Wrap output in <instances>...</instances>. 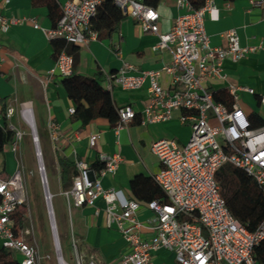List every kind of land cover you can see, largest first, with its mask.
<instances>
[{
    "label": "built area",
    "instance_id": "built-area-1",
    "mask_svg": "<svg viewBox=\"0 0 264 264\" xmlns=\"http://www.w3.org/2000/svg\"><path fill=\"white\" fill-rule=\"evenodd\" d=\"M104 0H65L59 2L62 17L54 28L45 29L49 40L63 39L79 46H86L97 33L90 29L91 21ZM127 17L137 21L144 32L155 34L159 42L155 49H170L172 61L158 69L143 70L138 74H128L135 70L129 63L113 74L106 75V87L112 91L114 86L124 90H135L148 83L149 99L141 115L144 125L155 124L172 119L175 111H184L180 120L189 122L192 132L189 140L179 146L174 140L160 139L152 144L151 150L157 156L161 169L153 175L154 180L166 195V201H150L145 205L152 212L146 222L138 218L142 202L127 197L122 190L104 188L101 179L116 174L123 157L120 153H100V167L90 166L83 159L75 160L76 172L72 185L61 192L69 209L85 205L95 208V215L105 213V225L121 233L127 243L124 252L115 264H154L153 253L165 248L175 254L178 264H256L254 249L264 240V220L253 230H249L231 213L221 193L216 173L225 163L244 170L264 191V125L253 127L249 114L240 104V91L256 94L255 89L229 84L228 91L233 97L231 107L214 98L208 83L213 80H226L224 61L238 62L256 47H245L240 43L235 29L224 32L227 41L223 46H212L205 28L206 12L218 18V9L213 0H205L201 8H193L190 0H178V6L188 11L179 15L170 32H159L158 11L143 0H113ZM252 7L264 10V0H250ZM27 18L5 16L0 13V31L7 32ZM36 28L40 27L33 21ZM3 45L0 41V53ZM74 58L62 51L56 59V71L61 77L73 74ZM163 73L170 75L169 88L161 85ZM264 107V94L259 96ZM30 103L31 111L28 109ZM120 121L114 128L118 133L134 120L138 112L131 106L118 107ZM17 108L11 104L0 111L7 119V128L15 133L11 150L16 153L24 131L8 120L16 114ZM71 115L75 108L69 109ZM20 117L32 131L33 141L38 145L39 171L44 187L49 185L46 175L43 152L40 147L37 124L31 102L20 103ZM53 141L58 140V127L48 123ZM34 128L36 129L34 131ZM35 133L37 136H35ZM99 133L89 137L90 147L95 148ZM42 174H45L42 177ZM49 197L53 194L48 192ZM102 198L104 209L96 202ZM45 199L47 200L48 197ZM22 171L17 169L13 175L0 176V247L14 253L19 264H41L39 251L17 236L12 218L19 205L26 204ZM54 213V209H53ZM55 214V213H54ZM57 240L54 244L58 264L63 255L58 225ZM52 232L54 226L51 225ZM146 233L154 236L148 238ZM54 235V234H53ZM77 264H101L95 258H86L78 248L73 237ZM61 252L62 257L58 256ZM68 263V262H67ZM70 264V263H69Z\"/></svg>",
    "mask_w": 264,
    "mask_h": 264
},
{
    "label": "crops",
    "instance_id": "crops-1",
    "mask_svg": "<svg viewBox=\"0 0 264 264\" xmlns=\"http://www.w3.org/2000/svg\"><path fill=\"white\" fill-rule=\"evenodd\" d=\"M213 1L218 9V18H212L209 11L205 17V28L211 45H226L224 32L235 29L242 46L257 49L238 62L226 59L223 68L227 79L210 81L209 90L214 93L227 89L229 84L255 89L256 94L240 91V104L249 115L257 113L264 119V107L259 102V96L264 94V10L252 7L250 0ZM152 7L159 13V32L162 34L170 32L175 19L188 11L178 6V0H160ZM0 13L29 19L7 32L0 31L3 45L0 53V111L4 112L9 104L17 108L26 101L31 102L33 111L35 106L39 107L42 129L46 130L50 121L59 128L58 140H51L48 145L60 172L58 156L74 162L83 159L94 167L100 164V153H120L123 161L117 173L102 178L101 183L106 189L122 190L127 197L138 200L131 191L133 178L137 175L153 177L161 169L157 156L151 150L152 144L160 139H171L183 146L189 140L191 124L180 120L184 111H175L168 121L144 125L140 113L149 99L148 83L135 90L114 86L111 92L115 106L131 105L138 112L137 117L118 133L105 118H96L88 124H82L69 113L74 104L62 85L63 77L57 71L52 76L49 74L55 67L56 59L52 42L45 33V29L52 28L46 8L33 6L31 0H0ZM33 21L40 27L36 28ZM158 42L157 35L144 32L137 21L127 17L120 32L111 39H91L86 46L77 45L79 48L73 71L79 75L93 76L100 70L107 75L119 71L124 63L135 67V70L128 72L133 75L143 70L158 69L172 61L170 49L154 48ZM160 82L164 88H169L170 75L163 73ZM4 121L2 115L0 125H4ZM93 133H99L95 148L89 144V137ZM7 176L9 174L4 177ZM62 191L60 189L56 194L63 196ZM96 205L104 209L106 204L100 198ZM75 209L81 236L78 240L75 238L80 244L78 249L87 259L93 257L101 264H115L127 251V243L121 233L106 227L104 211L95 215V208L89 205ZM150 216L152 212L142 203L138 212L139 220L146 222ZM145 236L152 238L154 234L146 233ZM153 262L178 264L175 254L165 248L153 253Z\"/></svg>",
    "mask_w": 264,
    "mask_h": 264
},
{
    "label": "trees",
    "instance_id": "trees-1",
    "mask_svg": "<svg viewBox=\"0 0 264 264\" xmlns=\"http://www.w3.org/2000/svg\"><path fill=\"white\" fill-rule=\"evenodd\" d=\"M160 0H143L150 6H156ZM235 1V0H227ZM35 7H45L47 16L54 28L62 17V9L58 0H31ZM193 8L198 9L204 6L205 0H190ZM127 19L121 9L113 0H104L98 7L97 13L91 21L90 29L97 33V39H111L112 36L121 30L122 23ZM54 48V57L57 59L62 51L70 54L76 64V53L79 46L63 39L51 40ZM106 75L97 71L93 76H84L74 73L62 78V85L67 96L74 104V118L88 124L96 118H105L112 128H115L119 121L117 107L114 104L112 92L107 89ZM218 102L231 107L233 97L227 89L213 93ZM253 127L264 125V119L257 113L249 115ZM15 133L7 128L5 118L4 125H0V154L5 153L6 147L12 143ZM61 169V189L67 190L72 185V178L76 172L75 162L66 157L58 156ZM99 168L100 164H95ZM6 168V159L4 160ZM217 180L221 186V193L225 198L233 216L238 219L249 230L255 229L264 220V191L258 187L256 181L244 170L225 163L216 173ZM131 191L135 198L142 203L150 201H166V195L159 187L153 177L137 175L131 181ZM26 204L19 205L12 218L15 224L17 236H22V229L26 225L27 213ZM256 263L264 264V240L254 249ZM20 259L14 253L0 247V264H19Z\"/></svg>",
    "mask_w": 264,
    "mask_h": 264
},
{
    "label": "rangeland",
    "instance_id": "rangeland-1",
    "mask_svg": "<svg viewBox=\"0 0 264 264\" xmlns=\"http://www.w3.org/2000/svg\"><path fill=\"white\" fill-rule=\"evenodd\" d=\"M39 107H34V117L40 138V147L43 152V160L46 167L49 189L54 194L53 209L58 225L59 235L62 242L63 255L70 264H77L76 250L73 237L77 240L81 237L77 227V210L69 209L66 198L60 194L61 172L54 162V156L50 153L49 142L52 140L49 127L42 129L39 119ZM25 134L18 151L12 153L11 146L6 147L5 153L0 154V176L13 175L18 167L22 171L25 191L27 195L26 213L27 221L24 228L29 229V233H23L26 242L36 247L39 251L41 264H58L56 248L54 244V233L51 229L48 209L45 199V187L41 182L39 171L40 161L37 156V145L33 141L32 131L22 121L20 117V106H17L16 114L8 120ZM8 157V165L4 168V160ZM45 176V174H43ZM76 248L80 245L77 241ZM78 251L81 252L79 248Z\"/></svg>",
    "mask_w": 264,
    "mask_h": 264
},
{
    "label": "bare ground",
    "instance_id": "bare-ground-1",
    "mask_svg": "<svg viewBox=\"0 0 264 264\" xmlns=\"http://www.w3.org/2000/svg\"><path fill=\"white\" fill-rule=\"evenodd\" d=\"M28 109L29 111H31V106H30V103L28 104ZM36 129L34 128V131ZM39 161H42V158L40 157ZM45 189L48 190L49 189V185L45 186ZM50 190V189H49ZM51 192V191H50ZM53 194V193H52ZM53 197H54V194L52 196H50L47 200H46V206H47V209H48V213H49V218H50V221L52 222V225L54 226V236L56 237V240H57V230H56V227H55V222H56V217H55V214L53 213ZM60 264H69L67 262H64L62 261V259H60Z\"/></svg>",
    "mask_w": 264,
    "mask_h": 264
},
{
    "label": "water",
    "instance_id": "water-1",
    "mask_svg": "<svg viewBox=\"0 0 264 264\" xmlns=\"http://www.w3.org/2000/svg\"><path fill=\"white\" fill-rule=\"evenodd\" d=\"M35 136H37L36 133H35ZM37 147H38V145H37ZM42 177H44L43 174H42ZM48 192H49V189H48V190L45 189V195H46V198H47V197L49 198ZM50 223H51V225H52V222H51V221H50ZM58 256H59V257H62L61 252H58Z\"/></svg>",
    "mask_w": 264,
    "mask_h": 264
}]
</instances>
